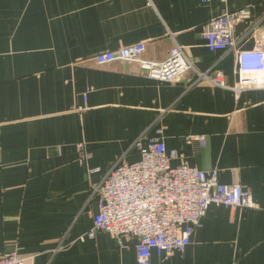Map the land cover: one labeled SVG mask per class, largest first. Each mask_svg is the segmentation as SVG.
I'll use <instances>...</instances> for the list:
<instances>
[{
  "label": "crops",
  "instance_id": "crops-1",
  "mask_svg": "<svg viewBox=\"0 0 264 264\" xmlns=\"http://www.w3.org/2000/svg\"><path fill=\"white\" fill-rule=\"evenodd\" d=\"M249 6L234 30L244 50L264 40V0H0V257L18 251L26 264H137L136 239L123 237L121 248L107 232L80 238L99 211L93 186L123 155L141 158L131 145L144 131L152 137L166 111L167 150L199 170H220L225 184L237 172L258 206L212 205L184 253L164 259L153 251L152 264H264V89L236 94L191 86L194 72L164 82L135 62L95 61L144 42L143 56L163 62L178 42L199 71L218 68L234 87L237 54L209 51L203 31ZM203 135V145L187 140Z\"/></svg>",
  "mask_w": 264,
  "mask_h": 264
},
{
  "label": "built area",
  "instance_id": "built-area-1",
  "mask_svg": "<svg viewBox=\"0 0 264 264\" xmlns=\"http://www.w3.org/2000/svg\"><path fill=\"white\" fill-rule=\"evenodd\" d=\"M250 15V6L226 11L204 26L203 36L209 51H235L237 54L242 75L234 87L227 84L224 72L218 68L199 71L188 55L187 47L178 42L163 62L143 56L147 49L144 42L103 51L95 55V61L99 66L118 61L135 62L150 79L164 82H180L188 72H194L197 78L191 86L206 83L231 89L236 94L252 88L264 89L263 38L257 39L254 49L244 50L234 35L235 27L246 22ZM255 73H263L262 78H254ZM163 113L153 121L150 129L155 131L153 136L148 137L144 131L131 145L141 158L130 162L123 155L102 181L93 186L99 211L89 232L80 238H95L98 232H107L121 248L124 247L123 237L136 239L137 264H152V253L156 250L164 259L171 258L176 252L184 253L212 205L226 209L258 206L252 193L241 185L237 172L233 173V182L225 184L220 181V170H199L179 151H168L164 126L160 122ZM145 140H148L147 144ZM187 140L189 143L197 140L203 145L206 138L204 135L188 136ZM89 156L81 144L80 161L86 163ZM175 159L179 160V165L172 166ZM26 260L18 251H12L0 257V264H26Z\"/></svg>",
  "mask_w": 264,
  "mask_h": 264
}]
</instances>
